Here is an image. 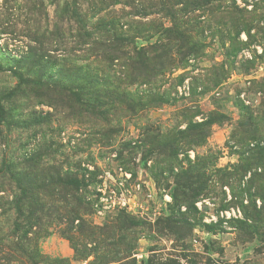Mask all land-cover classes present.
I'll return each mask as SVG.
<instances>
[{
  "label": "rangeland",
  "instance_id": "obj_1",
  "mask_svg": "<svg viewBox=\"0 0 264 264\" xmlns=\"http://www.w3.org/2000/svg\"><path fill=\"white\" fill-rule=\"evenodd\" d=\"M0 264H264V0H0Z\"/></svg>",
  "mask_w": 264,
  "mask_h": 264
}]
</instances>
